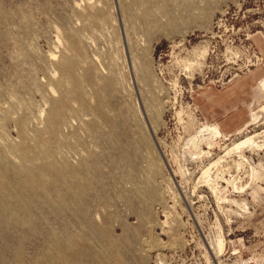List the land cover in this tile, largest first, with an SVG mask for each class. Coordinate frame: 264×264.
Segmentation results:
<instances>
[{
    "label": "rangeland",
    "instance_id": "rangeland-1",
    "mask_svg": "<svg viewBox=\"0 0 264 264\" xmlns=\"http://www.w3.org/2000/svg\"><path fill=\"white\" fill-rule=\"evenodd\" d=\"M0 172V264H264V0H0Z\"/></svg>",
    "mask_w": 264,
    "mask_h": 264
},
{
    "label": "crops",
    "instance_id": "crops-1",
    "mask_svg": "<svg viewBox=\"0 0 264 264\" xmlns=\"http://www.w3.org/2000/svg\"><path fill=\"white\" fill-rule=\"evenodd\" d=\"M253 79L254 76L245 77L222 88L206 87L196 97L201 114L207 121L217 123L225 134L242 129L248 121L249 103H253L254 99L249 102L247 96H241L250 90L248 87Z\"/></svg>",
    "mask_w": 264,
    "mask_h": 264
},
{
    "label": "bare ground",
    "instance_id": "bare-ground-1",
    "mask_svg": "<svg viewBox=\"0 0 264 264\" xmlns=\"http://www.w3.org/2000/svg\"><path fill=\"white\" fill-rule=\"evenodd\" d=\"M256 118V117H255ZM211 131H212V134L214 135V136H218L220 133H219V131L216 129V128H212L211 129ZM220 136V135H219ZM250 143V139H245V140H243V141H239V142H237V143H235V144H233V148L234 149H241L244 145H248ZM228 150V152H230L232 149H227ZM46 169V168H45ZM77 174H78V172L76 171V172H74V171H72V174H71V177H73V178H76L77 177ZM25 179H28V180H30L31 181V177H29V176H23ZM1 178H3V173H1L0 172V182H1ZM2 183V182H1ZM18 218V217H17Z\"/></svg>",
    "mask_w": 264,
    "mask_h": 264
}]
</instances>
